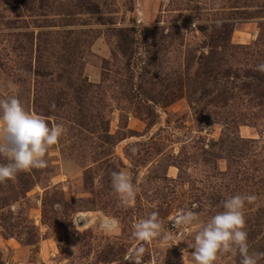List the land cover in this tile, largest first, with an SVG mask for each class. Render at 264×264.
<instances>
[{
  "label": "rangeland",
  "instance_id": "374dc122",
  "mask_svg": "<svg viewBox=\"0 0 264 264\" xmlns=\"http://www.w3.org/2000/svg\"><path fill=\"white\" fill-rule=\"evenodd\" d=\"M261 63L264 0H0V98L65 129L45 168L0 184V264H127L138 246L140 264H194L195 227L170 218L207 222L237 194L257 197L245 230L264 252ZM151 211L161 236L135 240Z\"/></svg>",
  "mask_w": 264,
  "mask_h": 264
},
{
  "label": "clouds",
  "instance_id": "9594fccd",
  "mask_svg": "<svg viewBox=\"0 0 264 264\" xmlns=\"http://www.w3.org/2000/svg\"><path fill=\"white\" fill-rule=\"evenodd\" d=\"M220 27L222 21H215ZM196 26V22L193 27ZM256 71L264 73V63L256 66ZM55 108V105H52ZM62 123L49 124L41 115L25 109L16 96L0 98V157L7 162L0 163V184L14 180L18 173L31 169H43L47 166L46 155L64 134ZM136 152V147H131ZM112 188L121 204L129 207L135 203L139 191L132 182V176L126 169L111 173ZM254 194L229 196L223 201V211L212 215L207 222H202L200 214L192 210H179L173 220L175 227H195L194 242L188 243L193 249L190 254L194 264H216L221 255H239V264H258L264 259V252H249L246 229L245 206L256 201ZM193 207H196L195 205ZM162 233V223L158 211H151L147 218L134 224L132 237L140 242H150ZM164 242L169 236L164 234ZM143 246H138L125 256L127 264H140L144 253ZM183 251V250H182Z\"/></svg>",
  "mask_w": 264,
  "mask_h": 264
}]
</instances>
